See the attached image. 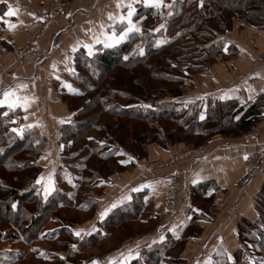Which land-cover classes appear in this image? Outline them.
<instances>
[{"label":"crops","instance_id":"0c3cea01","mask_svg":"<svg viewBox=\"0 0 264 264\" xmlns=\"http://www.w3.org/2000/svg\"><path fill=\"white\" fill-rule=\"evenodd\" d=\"M2 1L7 4L5 13L11 7L16 15H4L0 22V99H3L5 91L14 90L20 97L15 106L20 110L19 124L35 126L49 143V149L41 153L38 162L42 167L39 176L41 193L47 196L56 188L57 181L64 180H61V172L56 175L59 164L55 158L59 128L68 116L62 100L65 73L68 72L64 69L65 52L69 55L67 60L70 61L71 56L72 69L73 54L80 48L86 51L85 45H96L93 33L105 31L108 35L113 32L120 35L126 21L121 24L118 20L109 19V14L126 16L129 3L136 9L132 19L140 29L148 23L155 31H173L179 25L181 15L168 22L167 15L176 8V0H163L159 8L145 4L144 0H119L120 7H117L118 0H83V3L78 2L70 8L66 6L63 10L67 11L63 15L45 22L44 9L37 7L42 0H37L34 5L30 4L31 0H24L28 5L21 7L17 6L18 0ZM149 9L157 13V18L151 22H148ZM4 21L14 23L16 27L10 28ZM219 38L234 45L236 54L231 59L218 55L213 60L214 65L210 63L203 68L192 69L194 89L189 91L192 94L203 92L200 100L203 110L208 101L229 99L244 105L254 103L263 113L259 120L263 124L264 29L246 28L235 22ZM127 39L128 36L121 42ZM29 43L35 44L38 50L34 53L24 51L22 47ZM221 54L229 56L224 50ZM192 97L182 94L185 102L194 103ZM247 131L239 136H212L199 146V152L181 161L174 169L178 176L176 206L172 213L165 215L162 211L164 181L170 172H174L173 169L149 171L146 169L150 165L147 160L135 153H126L127 166L134 171L125 179L119 178L118 174L109 176L105 185L100 182L103 180L95 179L99 183L93 184L94 189H90L89 194L94 203L87 211V207H81L91 216L83 222L72 221L74 236L79 240L95 232L97 223L110 211L126 207L135 199L143 202L138 215L143 220L138 222L150 225L156 220V223L144 232L125 238L110 251L94 255L80 264H87L92 259H97L100 264H129L136 257H141L144 264H245L244 253L247 251L246 255H250L256 247L244 243V240L256 233L258 227H264V132L261 136L252 137ZM171 151L169 157L173 153ZM258 151L263 155L259 170L239 186L245 175V157ZM194 180L197 183L194 184ZM106 210L107 214L101 218V213ZM194 229L197 230L193 232L195 235H189V230ZM77 231H80L79 236L75 234ZM184 240L187 245L183 248H173ZM160 244L166 246L160 248L161 253L147 254L149 248ZM229 254L232 260L228 259ZM36 258L50 263L41 252ZM68 258L66 254L60 256L62 263L59 264H75ZM246 260L248 264H264V259L255 255Z\"/></svg>","mask_w":264,"mask_h":264},{"label":"trees","instance_id":"16d2710c","mask_svg":"<svg viewBox=\"0 0 264 264\" xmlns=\"http://www.w3.org/2000/svg\"><path fill=\"white\" fill-rule=\"evenodd\" d=\"M186 1H191L190 8L197 16L191 26L190 20L185 25V35L181 31L177 37L161 42L156 40L158 31L147 23L140 32L129 33L126 41L113 47L95 46L92 55L80 48L73 54L72 70L65 73L67 87L63 96L69 117L61 123L58 140L65 150L81 141L76 152L87 146L96 150L108 147L109 151L95 158L96 167H89L88 174L108 176L107 164L127 165L128 162L113 157L110 150L115 147L125 148L129 144L145 148L154 143L165 147L176 142L199 147L216 134L229 137L244 134L262 118L263 113L254 103L244 105L229 99L208 101L205 110L202 109L203 117V102L197 108L182 100L181 93L191 81L192 69L209 65L223 50L229 56L236 54L234 45L219 38L233 22L264 29V0H181L175 3L171 15H167L168 22L182 15ZM6 7L0 0V16L4 17ZM156 18L157 13L149 9L148 22ZM182 37L190 44H179L177 40ZM185 46H190L191 53L196 54L193 60L203 58L202 65L183 61L180 52L186 50ZM184 73L189 75L188 81H180ZM261 104L264 105V99ZM104 116L109 117L108 124L102 120ZM19 120L17 107L0 106V236L7 234L37 244L46 232L47 223L55 221L59 235L47 239L48 242L75 246V251L68 255L75 258L95 240H106L113 225L138 217L143 202L135 199L126 207L110 211L97 223L95 232L77 240L71 221L68 233L71 238L56 240L63 235L59 208L72 203L66 190L55 188L47 196L42 195L41 183L37 182L42 170L38 160L47 141L35 126L20 125ZM127 152L135 151L127 149ZM76 165L79 170H86L85 157L78 159ZM85 199L86 205L94 203L92 197ZM3 225L16 232H7ZM244 243L262 249L264 227H258ZM161 247L166 246L155 245L146 252L149 256L159 254ZM129 264H144V261L136 257Z\"/></svg>","mask_w":264,"mask_h":264},{"label":"rangeland","instance_id":"374dc122","mask_svg":"<svg viewBox=\"0 0 264 264\" xmlns=\"http://www.w3.org/2000/svg\"><path fill=\"white\" fill-rule=\"evenodd\" d=\"M86 2H89V0H85ZM181 1V0H179ZM177 1V2H179ZM44 5H43V3ZM79 2V4L83 3V0H42L41 2L38 3L37 7H41L44 9L46 15L43 16L45 22H50L51 20H54L57 16H61L63 15L67 10H63V8L67 7H71V5H76ZM176 2V3H177ZM37 3V0H31L30 4L34 5ZM28 5L27 2H25L24 0H18L17 2V6L21 7ZM72 6V7H73ZM191 1H186V5L182 10V14L180 16L181 20L179 21V25L174 28L173 31H158L159 33V37L156 39L158 41H166L170 38L173 37H177V35H179V33L182 31L184 32L183 35L186 34V26L188 25V21L190 20V25L192 24L193 19H196L197 14L194 13L191 8ZM68 8V9H69ZM70 10V9H69ZM68 10V11H69ZM64 11V12H63ZM80 13H83V10L80 9ZM235 22H233L231 24L230 27L233 26ZM186 25V26H185ZM188 26V27H189ZM246 28H251L249 26H246ZM254 29V28H253ZM112 33H110L111 35ZM117 36H119V33H115ZM94 37L97 39H99L100 41H102L101 43H97L95 42L96 45H94L93 48H95V46H105V43L103 41H107V37L109 36L108 33H106L105 31H102L101 33H93ZM157 36V34H156ZM182 38H179L177 40V42L179 44L184 43L185 45H189V42H186V40ZM183 44V45H184ZM22 49L26 52H36L38 50V48L35 46V44H26L22 47ZM184 52H180L181 55L183 56V61L187 62H191L193 65L197 66V65H202L203 63V58L200 60H193V56L196 55L193 53H191L192 51L190 50V46H185ZM187 51V52H185ZM87 54L89 53L88 48L86 49ZM219 56H221L223 59H231V56H225L222 55L221 53L218 54ZM68 52H65V65H64V69L65 71H71V56H70V61L67 60L68 57ZM234 56V55H233ZM194 61V62H193ZM213 65L214 63L211 62ZM193 67V66H192ZM179 69H185V67H180ZM177 71V70H176ZM183 75V77L181 78L180 81H188L189 79V75L187 74H181ZM190 83H186L185 86H187L184 90V92H182L181 94H185V96H192L193 95V100H195V102L193 104L196 105V107L198 108L200 104V100L203 98V92H200L199 94H192L191 91L194 89V83L193 81H189ZM66 81L64 84V88H66ZM63 88V89H64ZM182 99V96H181ZM63 103L65 102L64 98L62 97ZM188 104V103H185ZM191 104V103H189ZM66 105V103H65ZM67 107V105H66ZM68 109V108H67ZM203 109V106L201 108V111ZM202 115V113H201ZM69 117V112H68V116L66 118ZM65 118V119H66ZM102 120L104 121V123H109V117L108 116H104L102 117ZM137 123V122H136ZM259 131L258 135H262V133L264 132V124H261V121L257 122V124H254L252 127H250L247 131V133L249 131ZM91 134L95 135V132H91ZM221 134H216L213 136H220ZM212 137V136H211ZM210 137V138H211ZM209 138V139H210ZM47 141V140H46ZM58 148L56 151V158L57 159V165L59 164V167L57 168L58 172H56L57 176L59 175V172H61L62 176H61V180L64 178V180L62 181H57V184H55L54 187H56L57 189H62L63 191L66 190V192L68 193V197L71 200L72 205L70 206H65L63 205L62 207H60V211L62 213V217L63 219L61 220V224L62 227L60 228V230L63 232V235H61L60 237L56 238V240H62V241H66L68 239L71 238V236H69L68 233H70V222L74 221V222H83L86 218L90 217V213H87L86 211L93 205L92 204H87L88 201L85 199L86 197H90L91 195L90 189H94V185H92L93 183H96L98 181H94V179L99 178L100 181L102 182V184H107V178L109 176L112 175H116L118 174V177L120 178V176L125 179L126 176L129 177V175L132 174V172L134 171V169H132L131 167H128L125 164H119L116 165L114 164V166H112V164H107L105 170L108 172V176H97V175H91L88 174V169H90L89 167H93L95 169V164L93 162L96 161V157H99L103 151L106 152L109 151L108 147L105 145V147H103L100 150H96V149H88L89 146H87V148H84L80 151L76 152V148L80 145L79 143H82L81 141L78 142L76 144V146L71 147L67 150L64 149L63 145L59 142L58 140ZM99 143H102L101 141H99ZM90 144V142H89ZM49 143L47 142V146L46 149L44 150L47 151L49 148ZM128 150H133L135 152V154H137L136 156H138L139 158L145 159L147 160L150 165L146 166V169L149 171H164V169H173L172 171H174V169L181 163V161L186 158L188 155H192L195 154L197 152L200 151L199 147H194L192 145H188L184 142H176V143H169L168 145L165 146V148H162L161 146L157 145V144H149L147 146H145V148H141L140 145L138 146H130L129 144H127L125 146V148H113V150L111 151V154H113V157L117 156V160L118 161H122V162H128L127 160L124 159V156L126 155V153ZM161 152L160 155H158V151ZM171 150H173L172 155L169 157L170 153L172 152ZM75 153H72V152ZM85 157V162L87 164V166L85 165L86 170L83 168L79 170V168L76 165V162L78 159L80 158H84ZM111 157V158H113ZM114 159V158H113ZM112 159V160H113ZM114 161V160H113ZM39 162V160H38ZM115 163V161H114ZM62 165V166H60ZM41 166V165H40ZM150 166V168H149ZM42 168V167H41ZM61 169V170H60ZM105 171V172H106ZM245 171V169H244ZM243 171V172H244ZM172 173H176L171 172L169 174L168 178L170 177V175ZM85 175V176H84ZM177 175V173H176ZM85 180V182L83 181V179ZM244 179H242V181H240L238 183V185L243 186V184L245 183V181H247L248 178L243 177ZM166 180V181H167ZM165 181V193L164 195H166V182ZM99 183V182H98ZM177 188H178V176H177ZM96 189V188H95ZM178 194V193H177ZM163 195V196H164ZM165 196L163 197V201H164ZM93 200V199H92ZM163 201H162V211L165 214H170L174 211V208L176 206V201H177V195H176V201H175V206L172 209V211L170 213H165L164 210V206H163ZM85 203V204H84ZM201 202H199L200 204ZM80 206V207H79ZM87 206H89L88 208H86ZM79 207V208H78ZM81 207H84V209L86 210L85 212L82 211ZM130 213V212H129ZM140 215V214H139ZM143 219L136 217L133 218L132 220H126L125 222L123 221L120 225H113L114 227L111 228V232L109 233V236L107 237L106 240H95L94 243H92L91 245H87V247L84 248V250L75 256V258H68L70 261L74 262L75 264H80L82 263L85 259L89 260L92 256L94 255H99L102 254L106 251H110V249H113L115 247H117L118 245H120L121 243L124 242L125 238L130 237L131 235L135 234V233H141L144 232L145 230H147L148 228L150 229V226L152 227L156 222V220L154 222H152L150 225H143V223H140ZM140 221V222H138ZM57 223H54L53 221L47 223L46 225V229L44 235H42L40 242H38L37 244L34 242H29V241H23L21 239L18 238H12V237H7V234H4L2 236H0V264H59L62 263V259H60V256L62 255H69V253L71 251H75V248L64 244V245H58L54 242H48L49 240L47 239H54V237L58 236L59 233L57 231L58 228ZM2 229H6L7 232H16L15 230L12 231L11 227H5L4 225L1 226ZM57 228V229H56ZM53 229V231H52ZM56 229V230H55ZM197 231V230H196ZM195 229L194 230H189V235H195L193 232H196ZM14 236V235H13ZM15 236H19V234H16ZM40 237V236H39ZM131 238V237H130ZM66 243V242H64ZM70 244V243H69ZM187 245V241H180L178 242L175 246H173V248L176 247L179 248H183L184 245ZM246 245V244H245ZM71 248V249H70ZM171 247V249H173ZM177 251V250H175ZM41 252V255L44 256L45 258H47L49 260L50 263L48 262H41L39 261L36 257L38 255V253ZM247 253V251H246ZM246 253H244V259H245V264H248L246 258H249V256H253L254 255L256 257H258V259H264V246L262 247V249H257L255 248L253 251H251L250 255H246ZM67 258V257H66ZM45 261H47L45 259Z\"/></svg>","mask_w":264,"mask_h":264},{"label":"snow or ice","instance_id":"6c2138e0","mask_svg":"<svg viewBox=\"0 0 264 264\" xmlns=\"http://www.w3.org/2000/svg\"><path fill=\"white\" fill-rule=\"evenodd\" d=\"M144 3L145 4H151V5L159 8L161 6V4L163 3V0H144ZM120 6L121 5H120L119 0H118L117 7H120ZM127 9H128V11H127V15L126 16L125 15H120L118 17H114L112 14H109V19L118 20L121 24H123L126 21V27L120 33L119 36H117L115 34V32H113L111 35H109L107 37V41H103L105 43L106 47L115 46V44H118L122 40L126 39L128 34L133 32V31H135V32H140L141 31V29L136 26V23L132 19L133 15L135 14L136 9L133 7V5L131 3L127 4ZM4 15L11 17V16L16 15V12L13 11L11 7H9L8 12H6ZM169 15H171V13H169ZM3 20H4V17L0 16V21H3ZM4 22L5 23H9L8 21H4ZM9 27L10 28H15L16 24L9 23ZM160 27L163 28L164 26L161 25ZM96 42L97 43H101L102 41L97 39ZM85 47L88 48L89 55H92V46L91 45H85ZM75 50L76 49L74 48L73 51H75ZM141 54H143V52H141ZM125 59H127V57H125ZM21 87H25V86L22 85ZM12 97H15V99H11ZM26 99L27 98H25V100ZM19 100H20V97L16 96L15 95V91L10 89V90L5 91L3 93V99H0V106L8 105L10 108H14ZM201 118L203 119V117H201ZM246 158L247 157H245V159ZM37 182L39 183V181H37ZM193 183L195 184V183H197V181L194 180ZM209 194H211V193H209ZM113 207H115V205H113ZM107 211L108 210H106L104 213H101V218H103V216H105L107 214ZM189 219H190V217H189ZM75 234L77 236H79L80 235V231H77ZM177 238H179L178 235H177ZM160 239L163 240L164 237L161 236ZM73 247H75V246H73ZM228 259L232 260V257H231L230 254L228 255ZM92 264H99V262L98 261H93Z\"/></svg>","mask_w":264,"mask_h":264},{"label":"built area","instance_id":"2783aa9c","mask_svg":"<svg viewBox=\"0 0 264 264\" xmlns=\"http://www.w3.org/2000/svg\"><path fill=\"white\" fill-rule=\"evenodd\" d=\"M258 132L250 130L249 136L256 137L258 136ZM262 157L263 155L259 151L257 153H252V154L247 155V158L244 160V167H245L244 177L245 178L251 177L256 171L259 170ZM166 182H167L166 183V195H164L165 198L163 201V206H164L165 213H170L175 206L176 195H177V175L176 173H172Z\"/></svg>","mask_w":264,"mask_h":264},{"label":"water","instance_id":"95a60500","mask_svg":"<svg viewBox=\"0 0 264 264\" xmlns=\"http://www.w3.org/2000/svg\"><path fill=\"white\" fill-rule=\"evenodd\" d=\"M93 261H98L97 259H92L91 261H89L87 264H92ZM99 262V261H98ZM100 264V263H99Z\"/></svg>","mask_w":264,"mask_h":264}]
</instances>
